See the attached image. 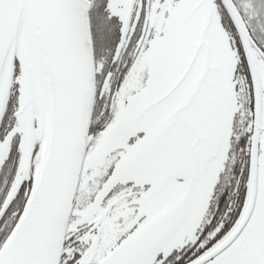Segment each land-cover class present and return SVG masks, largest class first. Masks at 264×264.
I'll list each match as a JSON object with an SVG mask.
<instances>
[{
  "label": "snow or ice",
  "instance_id": "1",
  "mask_svg": "<svg viewBox=\"0 0 264 264\" xmlns=\"http://www.w3.org/2000/svg\"><path fill=\"white\" fill-rule=\"evenodd\" d=\"M0 264H264V0H0Z\"/></svg>",
  "mask_w": 264,
  "mask_h": 264
}]
</instances>
